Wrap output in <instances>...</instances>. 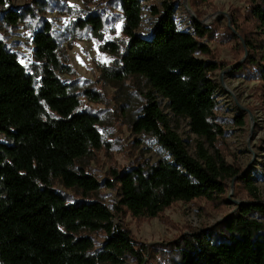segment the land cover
Wrapping results in <instances>:
<instances>
[{"label": "trees", "instance_id": "obj_1", "mask_svg": "<svg viewBox=\"0 0 264 264\" xmlns=\"http://www.w3.org/2000/svg\"><path fill=\"white\" fill-rule=\"evenodd\" d=\"M152 0H120L123 49L103 45L120 57L119 77H140L155 93L168 100L176 116L190 120L191 130L203 141L197 158L171 128L153 92L133 123L136 132L154 135L172 160L139 164L127 170L113 169L99 181L77 163L103 145L96 114L80 111L79 96L57 72L72 69L61 58L60 43L46 22L34 34V56L40 79L28 72L18 55L0 39V264H126L133 257L145 264L142 251L130 230L115 218L130 213L134 218H157L174 203L195 199L216 201L228 190L226 180L239 177L251 200L202 235H183L170 243L173 264H264V200L242 170L229 164L216 147L224 131L217 123V91L212 78L217 62L202 42L209 31L197 19L192 32L178 27L175 5L164 2L151 36L137 30L143 4ZM264 33V0L252 7ZM23 13L9 11L13 25ZM101 37L104 23L90 15L76 22ZM121 51H123L121 53ZM264 61V48L259 53ZM264 86V63L258 64ZM205 143L214 149L211 154ZM78 190L83 199L72 202L58 191L55 182ZM103 187L117 188L119 203L113 208L89 195ZM105 240L99 250L93 234Z\"/></svg>", "mask_w": 264, "mask_h": 264}, {"label": "rangeland", "instance_id": "obj_2", "mask_svg": "<svg viewBox=\"0 0 264 264\" xmlns=\"http://www.w3.org/2000/svg\"><path fill=\"white\" fill-rule=\"evenodd\" d=\"M260 0H152L143 4L142 22L137 30L149 37L157 16L153 9L163 12L164 2L175 5L178 27L192 32V22L199 20L209 31L202 40L211 50L204 60L220 65L212 76L219 85L216 97L217 123L225 132L216 142L226 161L239 167L248 176L264 200V86L261 79L259 53L264 48V33L252 7ZM9 11L23 13L24 20L13 25L6 18ZM90 15L102 18L104 29L99 37L90 29H79L76 22ZM49 22L60 43L62 61L72 72L58 71V77L71 85L79 96L80 111L96 114L103 145L94 149L77 163L88 174L104 181L113 169L127 170L139 164H156L172 160L158 139L146 132H136L133 123L153 92L171 128L183 139L188 153L197 158L198 143L203 141L191 130L190 120L176 116L168 100L155 93L140 77H119L120 57L103 45L114 43L123 49L124 14L120 0H0V39L16 53L29 73L40 79V65L34 56V34ZM150 38V37H149ZM123 51H121L122 53ZM0 142L6 137L0 135ZM211 154L214 149L205 143ZM227 193L216 201L200 198L179 201L159 217L134 218L122 213L115 218L131 231L142 251L145 264H173L175 257L168 245L183 235H202L215 227L249 200L248 188L239 177L228 178ZM56 189L72 202L83 199L78 190L67 189L55 182ZM113 208L119 203L117 188L103 187L89 195ZM99 250L105 240L102 233L92 235ZM126 264H140L133 257Z\"/></svg>", "mask_w": 264, "mask_h": 264}]
</instances>
